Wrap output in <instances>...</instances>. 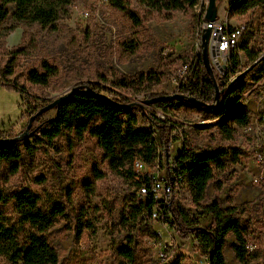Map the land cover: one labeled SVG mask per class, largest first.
I'll use <instances>...</instances> for the list:
<instances>
[{
	"label": "rangeland",
	"instance_id": "rangeland-1",
	"mask_svg": "<svg viewBox=\"0 0 264 264\" xmlns=\"http://www.w3.org/2000/svg\"><path fill=\"white\" fill-rule=\"evenodd\" d=\"M230 1L218 0L217 20L230 28L244 27L241 41L248 40V50L257 57L250 63L240 53L242 65L233 76L229 72L220 73L216 68L214 71L222 77L227 76L230 82L238 78L237 83L248 82L243 107L249 113L251 130L238 128L232 140H225L217 122L206 110L185 104L171 105L165 110L154 107L166 115L162 122L173 127L166 149L159 146L157 162L142 171H134L135 180L145 173L156 178L166 177L167 162L171 163L170 159L177 155L185 140L198 150L239 149L241 153L235 164L229 163L223 172H215L202 204L217 198L222 208L245 205L241 223L248 228L249 253L256 258L250 264H264V125L260 122L264 115V81H252L258 74L264 78V9L256 8L244 16H231ZM128 2L141 16V25H133L107 0H69V4L60 10L58 20L46 28L38 24H17L9 31L10 17L0 25L1 138L22 134L29 120L28 117L23 119V112L29 113L34 107L41 109L75 86L99 85L111 91L102 94L141 104L147 100L145 93L118 90L110 82L153 71L159 73V80L151 87L152 93L164 96L178 91L180 71L187 65L183 62L191 53H199L195 46L200 39L199 26L208 0H199L194 9L167 14L148 12L138 0ZM9 11L11 15L13 6H9ZM16 48L22 51L11 58L9 52ZM44 65L54 68L49 84L45 87L30 84L28 73H43ZM2 83L24 86L30 99L26 98L24 105L23 93L8 89ZM143 111L155 114L152 105H143ZM55 113L53 109L42 114L39 122L32 123L30 131L35 132L41 122L51 119ZM201 121H206L205 126H190ZM138 123L141 124L140 117ZM53 143L55 147H40L32 159L26 157L14 176L0 177V197L6 200H0V212L5 224L8 227L17 225L19 215L10 197L16 192L29 191L44 208L63 200L74 214L83 215L84 226L76 228L77 225L68 222V217L58 219L48 229L47 240L57 252V264H120L122 259L117 256L116 249L125 245V231L119 226V214L124 197L134 192L132 183L123 171L110 165L89 134L77 138L73 132L65 131ZM256 155L262 157L261 162L256 161ZM216 182L221 184L220 190H217ZM170 201L180 204L192 215L197 214L187 187L177 186ZM207 223V217L200 219L201 226H207ZM152 228L158 232L160 244L138 226L134 234L133 264H169L178 254L184 255L183 264H203L192 237L183 238L159 222L153 223ZM77 229L81 230L79 234ZM232 240L230 236L228 244ZM228 244L226 263L239 264ZM0 264H5L1 258Z\"/></svg>",
	"mask_w": 264,
	"mask_h": 264
},
{
	"label": "trees",
	"instance_id": "trees-1",
	"mask_svg": "<svg viewBox=\"0 0 264 264\" xmlns=\"http://www.w3.org/2000/svg\"><path fill=\"white\" fill-rule=\"evenodd\" d=\"M109 5L123 13L133 25H141L142 18L129 4L128 0H107ZM199 0H138L148 12L157 14L183 12L194 9ZM69 4V0H0V25L10 17L12 24L8 27L13 31L17 24H38L42 28L55 23L59 18L60 10ZM9 6L13 12L9 14ZM264 9V0H231L229 14L244 16L256 9ZM248 40L241 41L231 50L228 57V69L232 76L241 68L240 53H243L248 62L256 60L257 55L248 50ZM21 48L13 49L9 56L13 58L20 54ZM194 61L191 76L186 83L181 84L175 94L191 96L205 104H211L215 95V86L205 70L201 51L187 56L183 64ZM44 72L30 71L27 80L32 85L47 86L49 79L54 75V68L43 66ZM10 74V71H8ZM214 77L220 90L221 105L212 110L188 104L183 100L159 102L155 107L165 110L168 106L179 107L187 105L198 110H206L218 124L219 131L225 140H232L236 129L245 128L250 124V116L243 107L241 99L248 89V82L238 79L230 82L227 76L222 77L214 71ZM261 74L252 78L253 83L259 82ZM159 73L149 71L135 77L117 78L110 82L118 90H129L132 94L145 93L146 99H153L161 95L152 93L151 87L158 83ZM8 89L23 93L22 101L27 103L28 93L24 86L2 83ZM96 92H111L99 85L89 84ZM104 94V93H103ZM108 96V95H107ZM109 97V96H108ZM119 105L111 104L99 98H93L83 93H73L64 100L55 110L51 119L41 122L33 135L22 141L0 144V177L14 176L23 165L24 159H32L43 145L55 147L53 141L65 131L73 132L81 138L85 133L94 138L109 160L113 168L123 171V175L132 183V194L126 195L123 208L119 214V226L125 231V245L116 249V254L122 259L120 264H133L135 259L134 234L138 226L143 228L151 239H156L159 245V234L154 231L152 213L159 216L157 222L172 228L183 238L192 237L195 248L207 264H227L224 248L228 238L232 236L231 251L239 264H250L256 258L251 257L248 251L247 226L242 219L246 206H228L222 208L217 198L202 204L206 197L208 184L214 180L215 172H223L229 163L235 164L241 151L236 148H206L198 150L185 140L180 151L172 157L171 164L167 162L168 174L176 180V185L189 190L192 204L197 211L192 215L189 210L178 203L169 201L162 203L151 192L152 176L143 174L135 180L133 162L139 160L146 166L154 165L159 157V146L166 149L169 142V133L173 126L159 121L152 114L142 115L138 107L129 106L126 98L109 97ZM23 105V107H24ZM126 106V107H124ZM29 109V108H28ZM38 107L30 108L29 115L23 112L22 117L28 119L38 111ZM141 118V124L138 123ZM42 116L34 119L33 124L39 122ZM198 129V128H197ZM0 139H11L1 138ZM217 190L221 184L216 182ZM145 189L144 197L139 198L140 189ZM19 219L17 225L8 227L0 212V258L5 264H57L58 255L55 248L47 240V231L60 218H68L70 223L82 228L83 215H77L67 203L60 200L54 202L50 208L39 204L38 198L27 190L12 194ZM0 197V200L6 202ZM208 218L207 226L200 225V219ZM77 234L81 230L77 229ZM185 257L178 254L169 264H183Z\"/></svg>",
	"mask_w": 264,
	"mask_h": 264
},
{
	"label": "built area",
	"instance_id": "built-area-1",
	"mask_svg": "<svg viewBox=\"0 0 264 264\" xmlns=\"http://www.w3.org/2000/svg\"><path fill=\"white\" fill-rule=\"evenodd\" d=\"M200 31H202L205 28H208L209 30V43H208V55L211 59V63L213 65V68L217 69L220 73H224L228 69V57L231 52V50L235 49L237 45L239 44L240 40L243 37L244 34V27L239 28H230L225 23H222L218 20H215L212 23H209L207 20L203 19L200 23ZM200 39L198 40L195 48L197 51H200ZM214 60H216V64L214 63ZM194 62L191 61L189 64L182 67L180 71L181 76V84H184L187 82L189 77L191 76L192 70H193ZM217 71V72H218ZM218 72V73H219ZM219 73V74H220ZM221 75V74H220ZM264 78H262L259 82H263ZM241 102L243 103V97L241 99ZM154 116L158 120L164 121L165 120V114L159 110L155 109L154 105H152ZM215 122V120H214ZM260 122L264 125V115L260 118ZM206 121H201L196 124H191L190 126L193 127H203L205 126ZM244 130H251L250 125L244 128ZM257 162L262 161V157L260 155L255 156ZM171 167H174L173 164L170 163ZM146 168V165L142 163L139 160H135L133 162V169L134 171H142ZM255 182H257V179H254ZM177 188L176 180L173 179L168 174V166H167V176L166 177H155L152 176V183H151V192L154 194L155 198L162 203H168L170 201V198L172 194L174 193V190ZM146 194L145 189H140L138 196L139 198L144 197ZM152 220L157 222L159 220V216L157 212L152 213ZM249 245H248V251H249ZM203 264L206 263V259L202 257Z\"/></svg>",
	"mask_w": 264,
	"mask_h": 264
},
{
	"label": "water",
	"instance_id": "water-1",
	"mask_svg": "<svg viewBox=\"0 0 264 264\" xmlns=\"http://www.w3.org/2000/svg\"><path fill=\"white\" fill-rule=\"evenodd\" d=\"M217 3H218V0H208V2H207V7H206L205 14H204V19L207 20L209 23H212L215 20H217V12H218ZM209 33L210 32H209L208 28H205L201 31V33H200V43H201L200 51H201V57L203 60L205 70L208 73L210 79L212 80L213 85L215 86V95H214L213 102L211 104H205V103L198 101L195 98H193L191 96H187L185 94H170V95L159 96V97H156L153 99L143 100L141 102V104H139L137 102H131L129 104V106L140 108L142 115H146L145 111H143V105H155L159 102H170V101L176 100V99L183 100V101L187 102L188 104L198 106L201 108H207L210 110H212L214 108H218L222 103V100H220V98H219V94H220V92L222 93L223 90H220L218 87V84H217L216 79L214 77V68H213V65L211 63V59L208 55ZM214 63L216 64V60H214ZM78 92L86 94V95L93 97V98L102 99V100L107 101V102L114 104V105H119V104L115 103L114 101H112V99H110L107 95L94 91L88 85L75 86V87H72L67 93H65L64 95L55 99L53 102L49 103L48 105L44 106L43 108L39 109L34 115H32L29 118L27 126H26V128L22 134H20L17 137L11 138V139H6V140L0 139V144L14 143L17 141L29 139L34 133V130H32V131H30V130L32 127V123L36 117L46 113L47 111H50L53 109L57 110L58 107L61 105V103L64 100L69 98L73 93H78ZM124 107H126V106H124Z\"/></svg>",
	"mask_w": 264,
	"mask_h": 264
},
{
	"label": "crops",
	"instance_id": "crops-1",
	"mask_svg": "<svg viewBox=\"0 0 264 264\" xmlns=\"http://www.w3.org/2000/svg\"><path fill=\"white\" fill-rule=\"evenodd\" d=\"M228 240H229V238H228ZM232 242H233V240H232ZM232 242H230V244H231ZM227 243H229V242H227ZM230 244H228V245L230 246ZM224 254H225V260H226V247L224 248Z\"/></svg>",
	"mask_w": 264,
	"mask_h": 264
}]
</instances>
